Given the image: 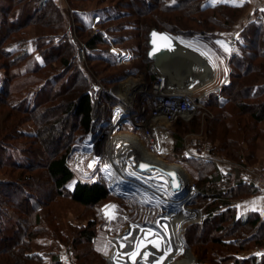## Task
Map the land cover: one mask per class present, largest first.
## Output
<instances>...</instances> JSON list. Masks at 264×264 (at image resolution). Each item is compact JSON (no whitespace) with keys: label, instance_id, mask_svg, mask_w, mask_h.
<instances>
[{"label":"trees","instance_id":"16d2710c","mask_svg":"<svg viewBox=\"0 0 264 264\" xmlns=\"http://www.w3.org/2000/svg\"><path fill=\"white\" fill-rule=\"evenodd\" d=\"M82 1L68 0V3L71 6L74 30L81 40L86 41V61L114 65L104 56L107 41L102 33L89 35L92 24L85 19L87 10L81 9ZM153 1L151 4V0H118L117 5L99 9V24L110 31H114L110 29L111 24L133 18L135 26L142 30L139 56L145 67L151 62L146 49L149 47L147 35L152 28L186 37L215 34L223 29L226 31L225 27L239 20L247 6L246 3L240 6L227 3L211 6L206 4V0ZM170 13L178 15L171 18L168 15ZM203 13H212L209 15L212 25L217 24L215 16L220 15L224 19V26L210 30L206 24L199 22L202 29L198 30L201 31L188 25L184 27L185 19ZM70 20L55 0H0V70L5 72L4 77L0 76V106L2 110L6 108L8 113L5 125L4 121L0 123V151L6 154L0 153V166L9 167L8 176L14 175V170L26 171L20 180L24 186L35 187L37 179H41L38 175L35 177L28 173L34 171L31 169L36 163L33 160L34 154L33 157L25 154L32 150V144L27 141L10 147L4 145V142L34 138L39 143L47 144L50 142L48 139H51L52 150L48 151L43 163H37L50 184L46 191L52 196L68 195L73 202L83 207L97 208L109 199L108 190L100 183L77 180L68 165V159L73 150L71 141L77 133H91L94 125L96 129L98 124L94 123L93 118L100 105L114 104L115 99L108 91L117 81L100 79L95 74V81L91 82L89 77L81 73L73 60L75 48L71 42ZM34 22L38 25L32 50L30 38L23 37L26 36V29ZM240 38L230 58L231 82L223 86L219 94L200 103L205 109L217 110L211 130H214L215 124L232 118L234 111L238 114L244 126L241 132L245 131L243 135L245 133L249 137L248 148L244 147V140L239 141L233 133H228L223 137L224 148L221 151L240 164L248 161L260 165L262 158L261 168L264 171V156L258 154L260 148L264 149V8L256 11L255 18L240 32ZM91 69L94 70V67ZM252 74L258 77L249 80ZM64 79L66 82H63ZM245 85L247 89L243 90ZM2 95L5 96L4 101ZM247 100L253 103H245ZM228 104H232V107H228ZM59 109H63V112L56 116V120L47 117L48 113ZM247 110L249 123L244 120ZM40 112L46 118L43 123L39 120L34 137L21 128L34 120L32 115ZM194 121L195 118L191 123ZM183 122L179 119L173 126H181ZM228 128L231 130L230 125ZM57 131L67 136V142L63 143L56 138ZM173 138L175 151L179 153L184 150L182 137L175 134ZM180 161L196 167L206 210L204 224L209 227L205 235L210 236L209 242L212 245L198 254L197 264H264V257H238L243 251L264 246V215L251 212L245 218H239L236 208L237 202L259 195L261 190L247 181L239 168L223 172L211 161L185 156H181ZM11 176L10 181H0V202L7 196L13 199L10 207L2 208L0 205V264H62L56 251L51 252L49 257L32 251V242L37 237V229L33 227L42 219L41 203L35 193L25 187L19 189V179ZM13 209L20 214H12ZM33 214H37L34 225L31 224ZM6 217H9L8 223ZM11 220L13 224L9 226ZM20 227L24 229L23 233ZM94 228V222L90 221L85 227L77 229L75 244L91 243L95 237ZM190 237L192 240V234ZM84 254L82 251L77 256L81 258Z\"/></svg>","mask_w":264,"mask_h":264},{"label":"rangeland","instance_id":"374dc122","mask_svg":"<svg viewBox=\"0 0 264 264\" xmlns=\"http://www.w3.org/2000/svg\"><path fill=\"white\" fill-rule=\"evenodd\" d=\"M55 1L62 9L64 14H66V16L71 19V23H69L70 26L71 24L73 26H71L70 31L71 42L75 48V56L73 60L77 64V67L81 71V73L89 77L91 79V82L95 81V74L96 76L98 74L100 76V79H106L108 81L116 80L117 82H115L114 85L110 86V91V89L118 85H122V83L128 82L127 85L131 84L134 86L136 81L130 80V77L134 79L136 77H139L138 79L140 81L142 80L140 76L145 74L147 75L149 81L153 78V76L151 75V68L153 67L152 61L149 63V65H147V67H145V64H142L141 62V58L139 56L141 48L139 45L141 43L140 35L142 33V30L138 29V26H135V21L133 20V18H127L125 20H120L115 24H111L110 29H114V31L107 30L106 27L103 28L99 24V21L101 19L99 9L117 5L116 2L118 0H83L82 3H80V5L82 6L81 9L87 10L85 19L88 23L92 24V30L89 31V35L102 33L107 41L104 56L107 57L112 63H114V65H104L95 61H92V63L86 61V41L81 40L74 30V22L72 21L71 17L72 11L68 0ZM152 3H154L153 0H151V4ZM220 3H227L236 6H240L246 3L247 6L244 9V12L239 20H237L234 24L228 26V28L225 27L226 31L223 29L222 32H216L215 34H207L206 36L196 34L195 36L191 37L174 34L178 41L187 44V46L185 47L187 50H189V52L195 49L201 50V52H203L209 58V60L212 61L216 68V77L213 83H210L209 86L198 90L195 94L200 99V101H207L211 99L213 95L219 94L221 92L223 86L228 85L231 82L230 58L232 56L235 43L237 40L241 39L240 32L243 30V28L249 23L251 19L255 18L256 11L264 8V0H206V4L211 6ZM211 14L212 13H203L200 15H194L191 16V19L188 17L183 22L184 27L188 25L190 28H195L197 31H201L198 30L202 29L200 28L199 22L206 24L207 28L210 30L213 28L219 29L218 27L224 26V19L220 15L215 16V18L217 19L215 22L217 24L212 25L209 19V15ZM168 15L172 18L177 16L178 13H170ZM1 17H3V15H1ZM37 25V22H34L32 25H30L26 29V36L23 37L27 39L30 38V48L32 50H34V44L32 42L33 38L37 36ZM98 30H101V32L97 33ZM147 38H149V33L147 35ZM219 40H224L230 45L231 54H227L218 45L217 41ZM81 47H84V53H81ZM149 48L150 47L146 49V55ZM187 62V65L189 67L188 69L192 70L194 62L190 58H187ZM92 67H94V70L91 69ZM4 73L5 72L3 70H0V76L4 77ZM252 77L256 79L258 76H254V74H252L248 79L251 80ZM224 78L227 79V82L221 85V82ZM63 82H66V80L64 79ZM246 87L247 86L245 85V87H243V90H246ZM204 93L207 94L204 95ZM145 96L146 111L147 113H149L147 102L148 95ZM227 97L228 96H226V98ZM1 98L3 99V101L5 100L4 95H2ZM242 99L243 98H241V100ZM245 103L251 104L253 102L247 100L245 101ZM228 107H232V104H228ZM2 109L3 108L0 106V123L1 121H4L3 124L5 125V120L8 118V113L6 108H4L5 110ZM216 111L214 109H205L201 105V107L196 111V115L194 116L195 121L193 123H187L183 120L184 122L181 126L172 125L169 127L165 126L164 128H161V130L163 131H161L158 137V150L156 152L151 151L150 146L143 139V144H145L147 152L151 153L154 156L162 158L167 162L176 163L181 166L190 177L191 189L196 190L193 197L188 201V207L198 212L200 214V217L195 223H188L184 225L182 230L184 243L189 252L193 255L196 262L195 264L198 263V254L206 247L209 248L212 245L209 242L210 236L205 235L209 227L208 225L204 224L206 210L203 207L204 200H202L201 188L198 180L199 178H197L196 176V167L180 161L181 156H185L187 158L202 159L197 156L196 152L198 151L196 149H187L188 141L191 138H194L198 141H201L203 144H211V155L213 158L211 162L214 163L217 168H219L223 172L229 171L233 168H239L242 173L246 175V173L248 171H252V169L262 170L261 165L252 164L248 161H245V164H240L226 156L223 151H221L224 148L223 137L226 136V134L228 135L229 133L232 135L233 133L234 137H236V139L238 138L237 140H244V142L246 143L244 147L246 149L248 148L247 140L249 137L245 133L243 135V132L245 131L241 132L243 130L242 127L244 126L241 125L239 116L235 111L232 114V118L228 119L227 121H223L222 123L215 124L214 130H211L210 127L212 125L214 116H216ZM62 112L63 109H59L53 113H48L47 117L54 121L57 119L56 116H60ZM248 112L249 111L247 110L245 114L246 116H244V120L246 123L250 122V116L248 115ZM44 116L45 115L41 112L32 115L34 120L24 124L21 129L25 130L28 133H32L35 137L38 131L39 120H41V123H43L44 119L46 118H44ZM229 125L231 130H229L228 128ZM101 130L102 127L100 128L97 125L95 129L94 125V129L91 133L81 134L80 132H78L76 136L79 137V139L75 136V138L71 141L73 150L70 153L68 159V165L75 173L77 180H81L87 183H100L108 190L109 199L97 208H86L73 202L68 195L64 197H58L56 195L52 196L46 191L48 187H50V184L47 183L48 181L44 178L43 175L44 171L40 166H37V163H43L48 154V151L52 150V145L50 144L51 139H48V141L50 142H48L47 144H45V142L39 143L38 140L34 138L23 139L20 141L8 140L4 142V145L12 147L14 145H17V143L24 144L28 141L33 146L32 150H34V152L32 150H29L25 154L26 156L30 157H33L32 155L34 154L33 160H35L36 163L35 166L31 168L34 169V171L28 173H31V175H34L35 177H37V175L38 177H40L41 180L37 179L38 181H36V185H34L35 187L24 186L25 184L22 182V180H20L21 176L24 175L26 171L14 170V175L12 174V176H8L7 173L9 171V167L0 166V181H10V176L14 179H19V189L22 190L23 187H25L30 190L31 193H35L34 195L41 203L40 209L42 219H40V223L33 227L35 230L37 229V232H35L37 237L33 240L31 245L33 252L45 256L48 255L47 257H49L51 252L56 251L58 258L60 259L62 264H109L108 258L113 253L116 244L114 239L118 238L119 242L125 237H128L125 238V240H129V243L131 242L132 237L127 234L128 226L131 223L145 225L149 222H154L157 217L162 214H180V212L176 208H174L173 205L157 202L156 197H154V195L150 192V187L148 188L146 185L136 180V178H134L133 176H131L133 179L131 178L129 181H124L120 178V181L114 182L113 179L115 175H118V177H124L125 175H122L120 172L123 171L119 170L117 171V173H113V168L110 167L106 168V170L105 168H101L105 164L104 161L106 152L104 146L103 154L98 158L100 159L102 157L99 162L100 167L98 168V170H95V160L94 162H91V156L93 153L92 147L94 146L95 140L98 137V133H100ZM128 131L132 132L133 134L136 133V131L132 129H128ZM236 131H238V134H235ZM175 134L180 135L183 139L184 150L179 151V153L174 149L175 140L173 137ZM56 138L61 140L63 143L67 142L68 139L67 136H62L59 131H57ZM27 146L30 147V144H27ZM1 152L2 151H0V153ZM244 153L247 155L250 154L246 151H244ZM1 154L6 155L4 153ZM258 154L262 155L261 157H263L264 149L260 148ZM122 161V157L117 158L118 163ZM97 171L100 172L103 178L98 176L99 172ZM18 196L21 195L18 194ZM12 202L13 199L7 196L5 197L4 201L2 200V202H0V205L2 208H6L10 207ZM17 211H14L13 209L11 213L19 215L20 212L17 213ZM36 219L37 214H33L31 221V224L33 223L32 225H34ZM8 220L9 217H6L5 221L7 223ZM90 221H93L95 226V237L93 241L91 243L79 242L75 244L76 230L85 227ZM12 224L13 223L11 220L9 222V226ZM20 228L22 229V227ZM25 228H27V225H25L24 229ZM24 229H22V233L24 232ZM189 232L190 234H192V240L191 237L189 238ZM82 251L85 254L84 256H81V258H79L77 254L79 252L82 253Z\"/></svg>","mask_w":264,"mask_h":264},{"label":"bare ground","instance_id":"6f19581e","mask_svg":"<svg viewBox=\"0 0 264 264\" xmlns=\"http://www.w3.org/2000/svg\"><path fill=\"white\" fill-rule=\"evenodd\" d=\"M178 42L185 48V56L192 59L194 66L192 70L188 69L189 72L185 75L176 77L174 82L164 78L163 92L196 94L198 90L213 83L216 68L201 50L195 49L189 52L185 47L187 44ZM217 43L227 54L231 52L226 41L219 40ZM155 70L162 77H166L160 70L156 68ZM226 82L227 79L224 78L221 85ZM134 91L131 89L126 92L125 98L132 100L135 96ZM118 127V124L113 125L112 128L108 127L106 137L94 144L91 162L95 160V166L98 169L102 157L98 158L105 148V164L101 168L106 170L110 167L113 168V173L119 170L123 171L120 172L122 175H125L124 177L115 175L114 182L120 181V178L129 181L133 176L148 188L150 187V192L156 197L157 202L173 205L180 214H162L154 222L145 225L131 223L127 231V234L132 237L131 242L125 240L128 237L119 242L118 238H115L116 244L108 258L109 264H195V259L182 237L184 225L195 223L200 217L198 212L188 207V201L196 191L190 187L189 175L178 164L167 162L147 152L145 146L134 135L128 133L111 135ZM118 157H122L123 161L118 163ZM145 166L149 170H145Z\"/></svg>","mask_w":264,"mask_h":264},{"label":"built area","instance_id":"2783aa9c","mask_svg":"<svg viewBox=\"0 0 264 264\" xmlns=\"http://www.w3.org/2000/svg\"><path fill=\"white\" fill-rule=\"evenodd\" d=\"M100 32L101 30L97 31V33ZM80 51L84 53V47H81ZM154 70L155 67L153 66L151 68L153 78L150 81L147 75L144 74L140 76L142 78L140 81L139 77L135 79L130 77V80L136 81L134 86L131 84L127 85V82L110 89L109 94L115 99V102L110 106L105 103L101 104L99 110L95 113V123L98 124V127H102L95 144L101 138L104 139L106 137V129L108 127L112 128L113 125L118 124L119 127L113 130L111 135L117 136L120 133L132 134L142 144L144 139L150 146L151 151L156 152L158 150V137L163 131L161 128L172 126L179 119L187 123L193 120L197 109L201 107L200 99L195 94L163 92L164 77ZM131 89L135 90V96L132 100H128L125 95ZM145 95H148L149 113L146 111ZM128 129L135 130L136 133L133 134ZM143 145L145 146V144ZM190 148L192 150L196 149L198 151L196 152L197 156L203 160H213L211 144H203L201 141L191 138L188 141L187 149ZM95 170H98L96 166ZM99 177H102L100 172ZM245 178L253 183L256 188L264 191L263 170L252 169V171L246 173Z\"/></svg>","mask_w":264,"mask_h":264},{"label":"water","instance_id":"95a60500","mask_svg":"<svg viewBox=\"0 0 264 264\" xmlns=\"http://www.w3.org/2000/svg\"><path fill=\"white\" fill-rule=\"evenodd\" d=\"M149 50L147 57L153 66L160 70L168 81L183 76L189 72L185 48L178 42L176 37L167 31L151 29L149 33ZM149 170L148 167H144Z\"/></svg>","mask_w":264,"mask_h":264},{"label":"crops","instance_id":"0c3cea01","mask_svg":"<svg viewBox=\"0 0 264 264\" xmlns=\"http://www.w3.org/2000/svg\"><path fill=\"white\" fill-rule=\"evenodd\" d=\"M264 7V6H263ZM260 165L263 164V159L261 158ZM237 215L239 218H245L247 214L251 212L259 213L260 215H264V192L257 196H253L250 198H245L236 204ZM252 256H256L258 258L264 257V246L263 247H254L250 250L243 251L239 253V258H249Z\"/></svg>","mask_w":264,"mask_h":264}]
</instances>
